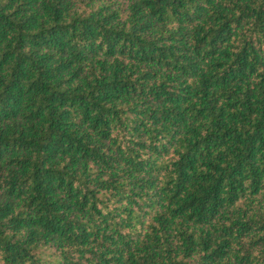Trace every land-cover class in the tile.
Returning a JSON list of instances; mask_svg holds the SVG:
<instances>
[{
    "label": "trees",
    "instance_id": "trees-1",
    "mask_svg": "<svg viewBox=\"0 0 264 264\" xmlns=\"http://www.w3.org/2000/svg\"><path fill=\"white\" fill-rule=\"evenodd\" d=\"M0 264H264V0H0Z\"/></svg>",
    "mask_w": 264,
    "mask_h": 264
}]
</instances>
